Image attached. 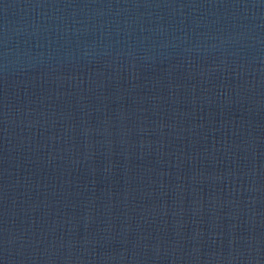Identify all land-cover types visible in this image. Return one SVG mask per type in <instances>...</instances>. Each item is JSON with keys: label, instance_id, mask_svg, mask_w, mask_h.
I'll return each instance as SVG.
<instances>
[{"label": "water", "instance_id": "1", "mask_svg": "<svg viewBox=\"0 0 264 264\" xmlns=\"http://www.w3.org/2000/svg\"><path fill=\"white\" fill-rule=\"evenodd\" d=\"M0 264H264V0H0Z\"/></svg>", "mask_w": 264, "mask_h": 264}]
</instances>
